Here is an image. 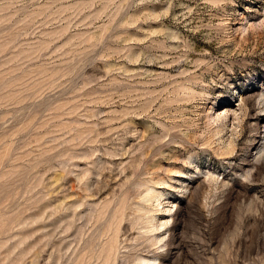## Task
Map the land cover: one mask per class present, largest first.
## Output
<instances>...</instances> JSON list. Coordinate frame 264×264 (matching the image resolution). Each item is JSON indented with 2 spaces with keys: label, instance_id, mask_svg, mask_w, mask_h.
<instances>
[{
  "label": "rangeland",
  "instance_id": "1",
  "mask_svg": "<svg viewBox=\"0 0 264 264\" xmlns=\"http://www.w3.org/2000/svg\"><path fill=\"white\" fill-rule=\"evenodd\" d=\"M0 264H264V0H0Z\"/></svg>",
  "mask_w": 264,
  "mask_h": 264
}]
</instances>
